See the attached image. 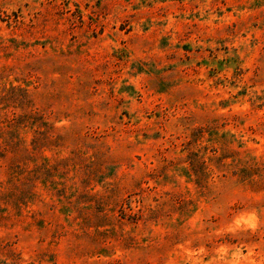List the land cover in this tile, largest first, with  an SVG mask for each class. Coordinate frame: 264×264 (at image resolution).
<instances>
[{
    "label": "rangeland",
    "instance_id": "rangeland-1",
    "mask_svg": "<svg viewBox=\"0 0 264 264\" xmlns=\"http://www.w3.org/2000/svg\"><path fill=\"white\" fill-rule=\"evenodd\" d=\"M0 264H264V0H0Z\"/></svg>",
    "mask_w": 264,
    "mask_h": 264
},
{
    "label": "clouds",
    "instance_id": "clouds-1",
    "mask_svg": "<svg viewBox=\"0 0 264 264\" xmlns=\"http://www.w3.org/2000/svg\"><path fill=\"white\" fill-rule=\"evenodd\" d=\"M241 221H237V223L239 224ZM245 223H248L249 224V226H253L251 223H250V221H248V220H246V221H244Z\"/></svg>",
    "mask_w": 264,
    "mask_h": 264
}]
</instances>
